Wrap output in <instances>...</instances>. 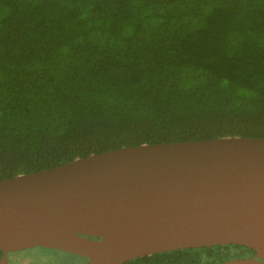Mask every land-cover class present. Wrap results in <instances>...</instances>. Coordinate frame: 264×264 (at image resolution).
<instances>
[{
  "label": "trees",
  "instance_id": "1",
  "mask_svg": "<svg viewBox=\"0 0 264 264\" xmlns=\"http://www.w3.org/2000/svg\"><path fill=\"white\" fill-rule=\"evenodd\" d=\"M222 137L264 138V0H0V180Z\"/></svg>",
  "mask_w": 264,
  "mask_h": 264
},
{
  "label": "water",
  "instance_id": "2",
  "mask_svg": "<svg viewBox=\"0 0 264 264\" xmlns=\"http://www.w3.org/2000/svg\"><path fill=\"white\" fill-rule=\"evenodd\" d=\"M222 245L256 257L222 264H264V138L122 147L0 180L3 254L42 247L123 264Z\"/></svg>",
  "mask_w": 264,
  "mask_h": 264
},
{
  "label": "flooded vegetation",
  "instance_id": "3",
  "mask_svg": "<svg viewBox=\"0 0 264 264\" xmlns=\"http://www.w3.org/2000/svg\"><path fill=\"white\" fill-rule=\"evenodd\" d=\"M86 239L93 241L100 240V238L97 237H86ZM233 247L236 248V252L221 253L218 251L219 255L218 256L214 255L217 258L216 264H222L224 262L235 259L238 260L256 259L255 252L253 250L237 245ZM195 249H202V248H195ZM162 253H166V252H161V254ZM156 254H160V253H156ZM152 255L139 257L140 258L139 261L137 260L139 258H136L123 264H132V262H136L133 264H169L168 260L165 258L160 260H152L146 258ZM3 258L6 260L8 264H61L62 258H67L68 260L66 263H62V264L88 263V258L84 255L75 254L66 251H59L55 249L42 248V247H28L20 250L10 251L7 252L6 254H3V252L0 251V261Z\"/></svg>",
  "mask_w": 264,
  "mask_h": 264
},
{
  "label": "rangeland",
  "instance_id": "4",
  "mask_svg": "<svg viewBox=\"0 0 264 264\" xmlns=\"http://www.w3.org/2000/svg\"><path fill=\"white\" fill-rule=\"evenodd\" d=\"M219 252H221V253H233V252H236V248L233 246H230V247L222 248L221 251H219ZM67 261H68L67 258H62V260H61L62 263H66Z\"/></svg>",
  "mask_w": 264,
  "mask_h": 264
}]
</instances>
